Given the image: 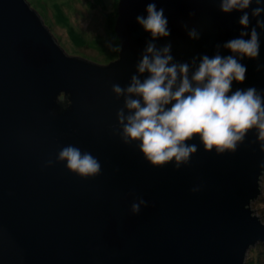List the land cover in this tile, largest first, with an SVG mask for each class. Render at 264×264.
<instances>
[{"label":"water","instance_id":"water-1","mask_svg":"<svg viewBox=\"0 0 264 264\" xmlns=\"http://www.w3.org/2000/svg\"><path fill=\"white\" fill-rule=\"evenodd\" d=\"M152 2L171 31L155 43L171 42L176 62L199 63L245 30L243 12L223 13L220 0H120L121 53L103 65L66 52L29 0H0V264H247L264 244V222L252 208L264 176L255 129L235 152L206 151L198 136L187 141L197 151L179 169L174 161L153 166L138 141L119 135L124 98L112 86L126 87L137 74L151 35L136 17ZM256 7L264 0L243 10L247 31L264 21V12L252 16ZM185 24L200 39H190ZM256 30L259 56L241 61L246 79L232 90L264 95V29ZM68 145L95 157L100 174L70 171L57 159ZM139 199L147 203L133 213Z\"/></svg>","mask_w":264,"mask_h":264},{"label":"clouds","instance_id":"clouds-1","mask_svg":"<svg viewBox=\"0 0 264 264\" xmlns=\"http://www.w3.org/2000/svg\"><path fill=\"white\" fill-rule=\"evenodd\" d=\"M252 2L220 0L223 13L243 12L238 22L245 30L238 37L217 44L213 56H199V63L197 57L191 62H176L171 55V42L157 47L155 41L169 37L171 31L164 9L158 10L155 2L147 4L146 17H136L151 39L136 64L137 74L131 76L126 87L114 84L112 91L117 98H124V106L117 111L121 139L125 144L138 141L139 150L153 166L162 167L174 161L179 169L187 164L197 151V146L187 141L197 136L206 151L214 149L222 154L235 152L247 133L255 129L260 150L264 151V95L255 87L232 90L234 81L243 83L246 79L247 66L241 61L259 56L256 29H264V21L257 19L256 26L247 31L250 18L243 11ZM255 3L259 5L261 0ZM262 12L264 8L256 7L252 16L259 17ZM184 27L190 39H200L196 28L189 29L186 24ZM246 36L249 38L245 39ZM221 48L231 54L221 55ZM57 159L66 161V167L81 177L96 176L101 171L95 157L72 145L63 147ZM47 163L50 165L52 161ZM146 203L139 199L131 205V211L138 213Z\"/></svg>","mask_w":264,"mask_h":264},{"label":"rangeland","instance_id":"rangeland-1","mask_svg":"<svg viewBox=\"0 0 264 264\" xmlns=\"http://www.w3.org/2000/svg\"><path fill=\"white\" fill-rule=\"evenodd\" d=\"M29 1L70 55L103 65L119 58L121 42L116 23L120 16V0ZM90 2L97 5V9ZM60 98L64 99V95ZM262 181L263 193L254 200L252 208L264 222V176ZM263 247L264 244L260 243L251 249L247 264H264Z\"/></svg>","mask_w":264,"mask_h":264},{"label":"trees","instance_id":"trees-1","mask_svg":"<svg viewBox=\"0 0 264 264\" xmlns=\"http://www.w3.org/2000/svg\"><path fill=\"white\" fill-rule=\"evenodd\" d=\"M90 5H92V7L94 8V9H97V5H95L93 2H90ZM114 21V20H113ZM115 22H116V20H115ZM113 27H114V25H112ZM59 102L61 103V105H62V109H65L66 107H67V105L69 104V98H68V96L66 95H64V99H61L60 98V100H59ZM263 246V245H262ZM263 249H264V247H263Z\"/></svg>","mask_w":264,"mask_h":264}]
</instances>
